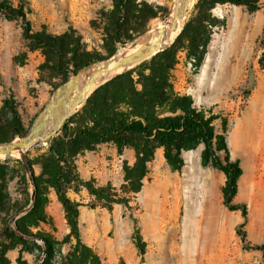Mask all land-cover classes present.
Instances as JSON below:
<instances>
[{"label": "rangeland", "instance_id": "rangeland-1", "mask_svg": "<svg viewBox=\"0 0 264 264\" xmlns=\"http://www.w3.org/2000/svg\"><path fill=\"white\" fill-rule=\"evenodd\" d=\"M8 1L25 12L28 26L0 11V139L5 142L29 133L55 88L76 68L83 71L133 48L169 18L174 4L134 0L128 29L116 43L111 36L113 0ZM199 1L189 9L177 39L158 54L166 53L172 65L167 91L172 88L189 106L214 119L219 155L242 167L233 202L243 205L247 216L225 204L227 176L206 163L201 143L181 151L177 168L168 161L165 147L142 144L138 151L149 157L147 174L133 184L127 177H133L135 148L79 142L69 159L80 179L121 200L110 209L80 184L68 190L80 205V240L99 264H264L262 252L246 250L237 234L245 231L251 244L264 243V0L255 9ZM26 28L46 38L71 34L75 44L70 50L79 47L78 57L70 50L36 48L25 37ZM153 57L113 73L107 82L148 67ZM6 101L16 104L20 128L9 125ZM82 107L71 115L70 127L82 123L77 114ZM54 139L62 143L63 131L45 145L0 157V264H65L76 243L67 242L65 210L50 185L47 154ZM29 161L45 199L44 220L36 225H29L31 219L21 221L35 202ZM47 241L53 243L50 253Z\"/></svg>", "mask_w": 264, "mask_h": 264}, {"label": "trees", "instance_id": "trees-1", "mask_svg": "<svg viewBox=\"0 0 264 264\" xmlns=\"http://www.w3.org/2000/svg\"><path fill=\"white\" fill-rule=\"evenodd\" d=\"M133 1L113 0L115 29L111 36L116 43L121 41L128 29L127 24L132 15ZM202 2L203 0H200L199 4ZM217 2L246 6L251 9L258 6V0H218ZM0 11L9 20L22 18L28 26L25 12L15 8L8 0H0ZM25 37L36 48H53L60 53L69 52L70 47L75 44L71 39V34L46 38L31 35L29 29L26 28ZM70 52L78 57L79 47ZM166 55V53L158 54L153 57L148 67H143L140 71L124 72L96 89L84 103L82 111L77 113L82 123L76 127H70L73 122V117H70L62 129L65 140L58 143L54 139L50 145L47 154V162L52 169L50 185L56 190L65 210L70 227L67 242L72 243L73 239L76 240V243L71 245V252L66 257L65 264H99L98 257L80 240L78 223L80 205L68 196V190L74 184H80L87 188L90 195L95 196L98 202H102L110 209L113 204L121 202L107 189H97L91 183L80 179L69 159L73 156V149L79 142L100 141L114 143L118 147L135 148L137 162L130 170L133 177H127V180H131L133 184L141 183L147 174L146 164L149 157L138 151L142 144L156 143L165 147L168 161L177 168L181 162L179 161L181 151L190 148L195 143H201L204 146L203 158L206 163L224 172L227 176V183L223 190L225 204L232 211L241 209L243 215L247 216L246 208L233 202L238 189V180L243 175L242 167L237 161H232L228 155L224 158L219 155L213 125L214 119L206 112L189 106L187 99L180 97L172 88L167 91V81L172 65L167 62ZM261 65L264 68V53ZM78 71L79 68H76L73 74ZM147 71H149L148 74ZM68 79L69 77L61 83ZM5 107L11 114L9 125L20 128L22 120L16 104L13 101H6ZM5 141L0 139L2 143ZM28 167L32 173L31 181L35 188V202L33 208L22 217L21 221L31 219L32 223L29 225H36L44 220L45 199L38 178L34 175L31 161ZM1 176L0 171V179ZM19 228L21 229L20 225ZM237 234L241 237L246 250L260 251L264 256V243L253 245L248 241L245 231H237ZM52 250L53 243L47 241V253Z\"/></svg>", "mask_w": 264, "mask_h": 264}, {"label": "water", "instance_id": "water-1", "mask_svg": "<svg viewBox=\"0 0 264 264\" xmlns=\"http://www.w3.org/2000/svg\"><path fill=\"white\" fill-rule=\"evenodd\" d=\"M190 1L191 0H185L181 7L178 10H175L171 25L172 27L176 26L179 21L187 16ZM164 33L165 29L162 28L159 30L157 39L152 44L143 45L140 48L133 49L130 53L122 54L117 58L112 57L97 64H102V67L93 71L83 86H80L79 84L82 72L90 69L92 66L73 74L68 80L58 85L55 88L51 99L36 116L29 133L24 137L10 142H0V154L9 157L14 155L18 150L25 151L41 142L45 141L48 143L51 141L62 130L71 115L78 108L83 106L96 89L107 82H100L103 76L113 73L118 68L140 64L161 52L164 48L156 54L155 49L159 47L161 36ZM52 114H55L58 118L55 121L54 129L47 132V128L49 127L48 119ZM44 132H46L45 135H43Z\"/></svg>", "mask_w": 264, "mask_h": 264}, {"label": "bare ground", "instance_id": "bare-ground-1", "mask_svg": "<svg viewBox=\"0 0 264 264\" xmlns=\"http://www.w3.org/2000/svg\"><path fill=\"white\" fill-rule=\"evenodd\" d=\"M185 0H174V4H173V8H172V12L169 16V18L165 21V22H162V23H159L157 24L155 27H153L152 29H150V31L144 36L142 37L138 43L133 47V48H130V49H127V50H123V51H120L115 58L121 56L122 54H125V53H130L133 49H137V48H140L142 47L143 45H150L152 44L158 37L159 35V30L164 28L165 29V33L161 36V43L159 45V47L157 49H155V54L160 51L162 48L170 45L171 43H173L177 37L179 36V33L181 31V27L183 25V22H184V18L179 21V23H177L176 26L172 27V21H173V17H174V12L175 10H178L182 3L184 2ZM197 0H191L190 3H189V9L195 4ZM102 67V64L100 65H94L92 66L90 69L82 72V75H81V78H80V81H79V84L80 86H83L85 84V82H87L90 74L95 71L96 69ZM123 68H118L117 70H115L113 73L115 72H119L121 71ZM113 73H110L108 75H105L101 78V83L102 82H105L109 79L110 75H112ZM58 117H56L55 114H52L50 115L49 119H48V123H49V127L47 128V132H50L54 129L55 127V121L57 120ZM46 132L43 133V135H45ZM47 142H41L39 143L38 145H45ZM21 150H18L14 153L15 156H18L20 154ZM0 157H4V154H0ZM256 161H261L262 159L257 157L255 159ZM167 183H168V180H167ZM168 186V184H167ZM169 189H167V204L169 203V192H168ZM173 194L175 195V191H173ZM172 199V197H171Z\"/></svg>", "mask_w": 264, "mask_h": 264}]
</instances>
